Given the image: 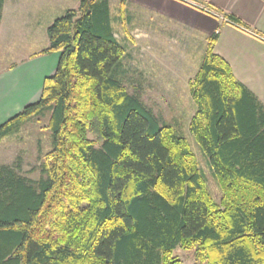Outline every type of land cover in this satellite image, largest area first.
I'll list each match as a JSON object with an SVG mask.
<instances>
[{
	"label": "trees",
	"instance_id": "16d2710c",
	"mask_svg": "<svg viewBox=\"0 0 264 264\" xmlns=\"http://www.w3.org/2000/svg\"><path fill=\"white\" fill-rule=\"evenodd\" d=\"M46 34L29 59L60 52L55 72L0 124V141L47 118L52 148L37 179L0 165V264H181L177 247L199 263L264 264V106L214 53L217 32L189 82V131L219 203L185 138L121 82L108 0H79Z\"/></svg>",
	"mask_w": 264,
	"mask_h": 264
},
{
	"label": "crops",
	"instance_id": "0c3cea01",
	"mask_svg": "<svg viewBox=\"0 0 264 264\" xmlns=\"http://www.w3.org/2000/svg\"><path fill=\"white\" fill-rule=\"evenodd\" d=\"M78 4L79 0H4L0 39L28 40L37 27L44 24L47 28ZM227 15L241 26L229 22ZM125 22L139 23L137 30L148 28L143 24L157 25L167 38L198 36L204 43L202 53L206 37L217 32L214 53L264 106V0H126ZM176 31L190 35L170 34ZM59 56L60 52H54L28 58L1 71L0 124L38 100L43 80L55 72Z\"/></svg>",
	"mask_w": 264,
	"mask_h": 264
},
{
	"label": "rangeland",
	"instance_id": "374dc122",
	"mask_svg": "<svg viewBox=\"0 0 264 264\" xmlns=\"http://www.w3.org/2000/svg\"><path fill=\"white\" fill-rule=\"evenodd\" d=\"M119 1L110 0L111 27L125 49L119 78L127 91L136 95L160 124L171 126L185 138L205 177L207 191L219 203L222 195L219 184L209 168L208 159L189 131V121L195 113L189 82L202 59L203 40L198 36L167 38L166 31L157 30V25L151 23L143 24L148 27L144 30H137L139 23L122 25ZM43 25L37 27L28 40L0 39V73L47 47V28ZM170 34L178 37L186 33L176 31ZM46 121L47 118H33L17 133L3 138L0 141V165L18 164L24 176L37 179L42 157L52 148V136L46 129ZM172 255L181 264H205L195 259L191 249L177 247Z\"/></svg>",
	"mask_w": 264,
	"mask_h": 264
}]
</instances>
